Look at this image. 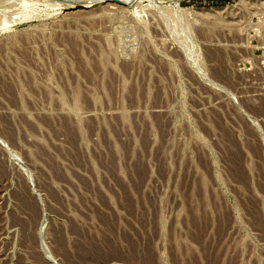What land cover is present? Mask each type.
Here are the masks:
<instances>
[{
    "label": "rangeland",
    "instance_id": "obj_1",
    "mask_svg": "<svg viewBox=\"0 0 264 264\" xmlns=\"http://www.w3.org/2000/svg\"><path fill=\"white\" fill-rule=\"evenodd\" d=\"M201 262L264 264V0H0V264Z\"/></svg>",
    "mask_w": 264,
    "mask_h": 264
},
{
    "label": "bare ground",
    "instance_id": "obj_2",
    "mask_svg": "<svg viewBox=\"0 0 264 264\" xmlns=\"http://www.w3.org/2000/svg\"><path fill=\"white\" fill-rule=\"evenodd\" d=\"M66 124V123H65ZM68 127V126H67ZM72 129V128H71ZM63 130V129H62ZM65 130V129H64ZM70 130V129H69ZM56 132V131H55ZM73 132V131H72ZM138 133V132H137ZM135 134V133H134ZM161 134H162V131H161ZM68 135V134H67ZM71 136H72V134H70ZM113 136V135H112ZM69 138H70V136H68ZM66 139L68 140V138H67V136H66ZM72 140V139H71ZM141 141V140H140ZM71 142H73V140L71 141ZM231 143V142H230ZM75 145V144H74ZM144 145V144H143ZM70 146H71V144H70ZM70 148V147H69ZM74 148V147H73ZM72 148V149H73ZM129 148V147H128ZM76 149V148H75ZM78 149V148H77ZM124 149V148H123ZM106 150V149H105ZM233 150V149H232ZM111 151V150H110ZM125 151V150H124ZM143 152V151H142ZM46 155V154H45ZM110 155V154H109ZM238 156V155H237ZM75 158V157H74ZM141 160V159H140ZM45 162V161H44ZM128 164V163H127ZM133 165H134V163H133ZM51 167V166H50ZM113 167V166H112ZM132 167V166H131ZM55 169V168H54ZM137 170V169H136ZM139 171H141V170H139ZM138 171V172H139ZM143 171V170H142ZM57 174V173H56ZM112 174V173H111ZM59 175V174H58ZM57 175V176H58ZM60 178H61V176H60ZM143 178V177H142ZM145 181V180H144ZM131 187V186H130ZM89 188V187H88ZM248 190V189H247ZM125 196V195H124ZM142 197V196H141ZM125 200H126V198H125ZM98 202V201H97ZM124 204V203H123ZM127 205V204H126ZM132 205V204H131ZM216 205V204H215ZM122 206V205H121ZM130 206V205H129ZM187 206V205H186ZM124 207V206H123ZM250 207V206H249ZM188 209V208H187ZM142 210V209H141ZM223 210V209H222ZM152 213V212H151ZM197 216V215H196ZM95 217V216H94ZM104 218V217H103ZM106 218V217H105ZM140 218V217H139ZM192 219V218H191ZM194 219V218H193ZM30 224V223H29ZM190 225V224H189ZM82 227V226H81ZM190 227H191V225H190ZM194 227V226H193ZM186 228H188V227H186ZM199 228V227H198ZM189 231H190V229H188ZM191 231H193V230H191ZM190 231V232H191ZM200 232V231H199ZM217 232V231H216ZM192 234V233H191ZM200 235V234H199ZM58 237V236H57ZM217 237V236H216ZM201 240V239H200ZM60 244V243H59ZM63 246V245H62ZM202 246V245H201ZM205 247V246H204ZM203 247V248H204ZM127 248H129V247H127ZM202 248V249H203ZM208 248V247H207ZM133 249V248H132ZM205 249H206V247H205ZM128 250H130V249H128ZM189 251V250H188ZM207 251V250H206ZM209 252V251H208ZM150 253V252H149ZM201 253V252H200ZM206 252H204V254H205ZM64 254V253H63ZM184 254H186V253H184ZM203 254V253H202ZM201 254V255H202ZM207 254V253H206ZM205 254V255H206ZM148 255V254H147ZM150 255V254H149ZM182 255H183V253H182ZM200 255V254H199ZM210 255H211V253H210ZM203 256V255H202ZM208 256V255H207ZM201 257V256H200ZM212 257V256H211ZM211 257H210V259H211ZM215 257V260L217 259V257L216 256H214ZM183 258V257H182ZM205 258V257H204ZM132 259V258H131ZM147 260V259H146ZM206 260H209V259H205V260H202L203 262L205 261L206 262ZM213 260V259H212ZM144 261H145V259H144ZM200 261H201V259H200ZM214 261V260H213ZM147 262V261H146ZM149 262V261H148ZM204 262V263H205ZM137 263V262H136ZM192 264V263H191ZM201 264H202V262H201ZM207 264V263H206Z\"/></svg>",
    "mask_w": 264,
    "mask_h": 264
},
{
    "label": "trees",
    "instance_id": "obj_3",
    "mask_svg": "<svg viewBox=\"0 0 264 264\" xmlns=\"http://www.w3.org/2000/svg\"><path fill=\"white\" fill-rule=\"evenodd\" d=\"M192 4L217 5L230 0H190Z\"/></svg>",
    "mask_w": 264,
    "mask_h": 264
}]
</instances>
